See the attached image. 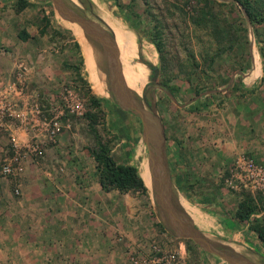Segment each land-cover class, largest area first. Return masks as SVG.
Wrapping results in <instances>:
<instances>
[{
  "label": "rangeland",
  "instance_id": "374dc122",
  "mask_svg": "<svg viewBox=\"0 0 264 264\" xmlns=\"http://www.w3.org/2000/svg\"><path fill=\"white\" fill-rule=\"evenodd\" d=\"M24 1L27 5L20 9L18 0H0V35H6L7 39L6 44L0 42V69H5L6 80H14L13 63L23 60L29 67L27 93L38 102L43 114L48 116L56 107L65 110L56 143L46 146L37 160L55 146L52 155L47 154L46 163H54L56 174L90 179L96 169L89 151L96 145L97 134L118 163H129L138 169L146 187V192L111 190L106 196L102 210L105 264H159L156 259L169 254L181 255L178 264H230L168 230L167 221L148 189L149 153L142 122L137 115L122 109L106 90L105 75L99 67L100 53L94 42L77 23L64 19L50 0ZM71 1L79 5L77 0ZM97 2L120 34L128 66V78L122 73L126 86L131 91L135 87L140 96L144 90L145 97L154 95L156 114L166 137L177 205L213 243L230 246L250 262L264 264V242L250 229L255 222L264 224V203L258 197L264 200V195L253 185H244L239 178L231 177L242 153L264 167V152L259 156L239 152L225 158L218 170L210 166L197 170L187 163L189 158L178 148L181 141L176 138L184 115L191 121L197 120L200 111L203 112L200 119H217L222 126L214 127L223 135L227 125L239 123L245 114L250 116L258 111L254 119L258 122L264 119V55L261 54L264 23L252 25L233 0H209L212 10L233 24L238 37L230 49L217 54V44L208 29L191 21L201 7L199 0ZM92 5L91 13L84 5L79 9L100 21ZM156 24L162 31L159 40L165 71H162L160 52L150 40L155 36ZM22 30L29 34L26 41L18 37ZM79 53L84 61L80 77L71 67L79 66ZM156 67L159 72L153 82L151 77ZM0 76L4 77V72ZM84 81L98 98L99 108L89 105ZM66 89L70 90L69 94ZM65 98L72 99L73 112L68 111ZM75 103L81 104V108L76 109ZM242 107L257 109L248 114ZM187 111L194 113L190 115ZM88 112L96 114L93 122L86 116ZM0 179L4 181L1 168ZM246 194L252 197L254 210L249 221H240L234 212ZM199 195L204 197L200 199ZM97 258L99 255L93 256Z\"/></svg>",
  "mask_w": 264,
  "mask_h": 264
},
{
  "label": "crops",
  "instance_id": "0c3cea01",
  "mask_svg": "<svg viewBox=\"0 0 264 264\" xmlns=\"http://www.w3.org/2000/svg\"><path fill=\"white\" fill-rule=\"evenodd\" d=\"M6 40L1 34L0 42ZM1 72L3 85L9 80L5 69ZM242 109L249 114L257 107ZM257 114H245L239 123L227 125L224 135L215 129L222 126L217 119H200L202 111L197 112V120L184 115L182 129L176 131L181 141L177 146L197 170L209 166L218 170L225 158L239 152L259 156L264 152V119L256 121ZM8 133L0 130V162L9 151ZM54 147L45 157L28 160L21 173L0 179V264H105L102 210L109 192L101 188L95 172L90 179L56 174L54 163L51 167L46 163ZM17 187L19 194L14 193ZM94 255L99 258L93 259Z\"/></svg>",
  "mask_w": 264,
  "mask_h": 264
},
{
  "label": "water",
  "instance_id": "95a60500",
  "mask_svg": "<svg viewBox=\"0 0 264 264\" xmlns=\"http://www.w3.org/2000/svg\"><path fill=\"white\" fill-rule=\"evenodd\" d=\"M50 1L64 19L77 23L83 29L86 37L91 39L98 48L100 53L99 67L105 75L106 90L114 98V101L122 109L140 118L143 139L149 153L148 167L152 181V195L157 209L167 221L168 230L177 237L191 239L203 250L222 258L230 264H256L249 262L245 258L246 256L236 252L230 246L213 243L194 227L187 213L177 205L166 155V137L163 125L156 114L154 95L152 93L153 98H147L144 90L143 96H140L126 86L118 59L114 34L104 23L96 18H89L87 13H82L79 9L84 5L91 13L94 10L93 5L82 0H77L79 5L71 0ZM158 72L157 67L153 69L151 77L153 82L157 79Z\"/></svg>",
  "mask_w": 264,
  "mask_h": 264
},
{
  "label": "built area",
  "instance_id": "2783aa9c",
  "mask_svg": "<svg viewBox=\"0 0 264 264\" xmlns=\"http://www.w3.org/2000/svg\"><path fill=\"white\" fill-rule=\"evenodd\" d=\"M14 80L0 85V130L9 133V151L3 157L1 174L4 178L14 177L24 170L28 160H37L46 150V146L56 143L61 130V121L65 110L57 107L50 110L48 116L44 115L38 102L27 93V73L29 67L22 60L14 63ZM66 93H70L66 89ZM69 96V95H68ZM72 100V99H71ZM71 100L65 98L64 104L68 111L73 112L74 105ZM81 104L75 103V108H81ZM77 113L81 111L76 110ZM26 139H22L20 135ZM231 177L239 178L244 185H253L264 195V167L241 154L236 161ZM15 194L20 193L17 187ZM177 258V260L175 259ZM181 255L169 254L158 257L159 264L179 263Z\"/></svg>",
  "mask_w": 264,
  "mask_h": 264
},
{
  "label": "trees",
  "instance_id": "16d2710c",
  "mask_svg": "<svg viewBox=\"0 0 264 264\" xmlns=\"http://www.w3.org/2000/svg\"><path fill=\"white\" fill-rule=\"evenodd\" d=\"M20 2V9H22L27 2L24 0H18ZM87 4H92L91 0H82ZM237 3L240 9L247 16V19L252 25L264 23V0H233ZM201 7L198 14L195 17H192V22L198 27L206 28L209 31V34L212 36L214 41L217 44L216 53L220 54L223 51L230 49L238 37L236 36V30L233 27V24L226 20L219 13H216L209 6V0H199ZM157 28L155 30V36L151 37L150 40L156 46L157 51L160 52V60L162 62V71H165L164 59L162 55V45L160 43V35L162 31L157 27V24L154 26ZM245 31H247L245 29ZM256 32V30L254 29ZM257 35V34H256ZM18 37L26 41L29 38V34L22 30L18 32ZM75 46L79 49V45L76 42ZM80 54L79 66L72 65V69L75 70L78 77H80V68L84 65L83 57ZM261 54L264 55V51H261ZM149 66V64H148ZM264 68V60H263ZM186 76H190V73H186ZM88 86V82L84 81ZM88 101L89 105L93 108H99L100 104L98 98L92 93L91 88L88 86ZM86 116L89 117L90 121L96 119V114L91 112L86 113ZM90 155L94 159L95 169L98 176L99 184L101 188L109 192L111 190H117L121 193L128 191H142L146 192V187L143 179L141 178L138 169L129 163H118L110 153V148L108 145L101 140V138L96 134V145L94 148L90 149ZM259 199L264 203V200L261 196H258ZM254 210L252 197L248 194L245 195V199L238 204L234 217L240 221H249L250 214ZM257 237L264 242V224L260 222H255L250 225ZM191 240V239H189Z\"/></svg>",
  "mask_w": 264,
  "mask_h": 264
},
{
  "label": "bare ground",
  "instance_id": "6f19581e",
  "mask_svg": "<svg viewBox=\"0 0 264 264\" xmlns=\"http://www.w3.org/2000/svg\"><path fill=\"white\" fill-rule=\"evenodd\" d=\"M91 1L95 5L96 15L98 16L99 20L102 23H104L110 29V31L114 34L116 47L118 50V58H119L120 63H121L120 64L121 71L126 76V78H128V74H127L128 66H127L125 56H124V50H123L120 34H119L118 30L116 29L115 25L110 20L109 16L105 13L102 6L97 2V0H91ZM132 89H133L132 91L137 94V89L135 87H133ZM148 189H149V191H152V181H151V177H150L149 167H148ZM206 237L210 240L212 239L208 236H206Z\"/></svg>",
  "mask_w": 264,
  "mask_h": 264
}]
</instances>
